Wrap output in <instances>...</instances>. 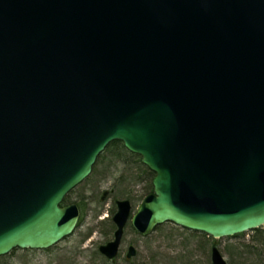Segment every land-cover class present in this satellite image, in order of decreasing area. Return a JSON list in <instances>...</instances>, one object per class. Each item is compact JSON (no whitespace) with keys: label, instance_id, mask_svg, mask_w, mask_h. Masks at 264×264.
Masks as SVG:
<instances>
[{"label":"water","instance_id":"obj_1","mask_svg":"<svg viewBox=\"0 0 264 264\" xmlns=\"http://www.w3.org/2000/svg\"><path fill=\"white\" fill-rule=\"evenodd\" d=\"M114 140L156 173L143 235L264 225V0H0V256L73 232L62 201Z\"/></svg>","mask_w":264,"mask_h":264},{"label":"rangeland","instance_id":"obj_2","mask_svg":"<svg viewBox=\"0 0 264 264\" xmlns=\"http://www.w3.org/2000/svg\"><path fill=\"white\" fill-rule=\"evenodd\" d=\"M111 152L106 150L99 156L93 167V173L67 198V201L78 203L82 209L81 221L75 233L48 250H16L14 260L17 264H102L93 260L90 253L98 242L103 243L107 238L99 221L108 217L112 212L114 213L111 210L116 207L117 194L114 191L117 188L116 176L120 175L122 171H120V166L115 167V158L110 157ZM110 169L118 171L113 174L114 176L108 175ZM147 184L148 181H142L131 186L135 195L130 198L133 204V213L144 197L142 188ZM113 185L114 190L112 189ZM105 191L110 193L105 199H102ZM125 197L119 196L118 198ZM111 236H108V240L111 239ZM263 241L264 230L263 232H246L237 237L211 239L203 233L187 230L170 222L158 226L151 235L142 236L129 223L125 229L120 256L114 264H212L211 248L213 244H217L228 264H237V257H235L237 251L234 248H238L239 251L249 247L253 252H250L252 254H249L247 264H264ZM130 244L136 246L138 256L126 261L125 253ZM237 244L243 247L235 246ZM78 246L80 249L78 255L71 257L73 253L69 250ZM23 255L26 256L23 258Z\"/></svg>","mask_w":264,"mask_h":264},{"label":"trees","instance_id":"obj_3","mask_svg":"<svg viewBox=\"0 0 264 264\" xmlns=\"http://www.w3.org/2000/svg\"><path fill=\"white\" fill-rule=\"evenodd\" d=\"M108 151L111 152V158H115V167L124 166L120 171L122 173L118 176H116V185L117 188L113 190L117 194V197H127L132 198L134 197V192L131 189V186H135L137 183H141L142 181H148V184L142 188V194L146 195L149 194L152 191V176L153 174L146 168L139 158V156L130 153L126 148L123 146L122 142L115 141L112 142L108 146ZM131 166V168H130ZM118 171L115 169V171H111V173H115ZM126 185V187H125ZM123 186V187H122ZM125 187V188H124ZM121 188V189H119ZM100 224L103 226L104 234L106 236L110 235L114 230V224L112 222V217H108L105 220L100 221ZM263 232V231H262ZM255 240V239H254ZM264 243V241H263ZM258 245V244H257ZM243 247V246H239ZM249 247V246H247ZM238 253H236L235 257H237V264H247V259L250 257L249 254H252L250 252L252 251V248L249 247L245 250H237L238 248H234ZM244 249V248H243ZM79 246L77 248H72L69 251L73 253L71 257H76L79 253ZM245 253V254H244ZM243 254V255H242ZM15 252H12L8 256H2L0 257V264H17L14 260ZM90 255L92 256L93 260H96L102 264H112V262H109L107 259H105L98 251L97 246H94L91 250ZM26 255H23L24 258ZM234 256V255H233ZM254 256V255H251Z\"/></svg>","mask_w":264,"mask_h":264},{"label":"bare ground","instance_id":"obj_4","mask_svg":"<svg viewBox=\"0 0 264 264\" xmlns=\"http://www.w3.org/2000/svg\"><path fill=\"white\" fill-rule=\"evenodd\" d=\"M110 159H111V158H110ZM112 159H114V158H112ZM115 162H116V161H115ZM120 167H121V169H122L124 166H120ZM111 171H115V170H111V169H110V172H111ZM110 172L108 173V175H113V173L110 174ZM113 176H114V175H113ZM122 187H123V186H122ZM125 187H126V185H125ZM125 187H124V188H125ZM231 236H232V237H237L236 234L231 235ZM210 238H211V239H212V238H213V239H220V237H213V236H210ZM247 245H249V244H247ZM235 246H238V244L235 245ZM212 247H213V245H212ZM238 247H239V246H238ZM236 253H237V252H236Z\"/></svg>","mask_w":264,"mask_h":264}]
</instances>
